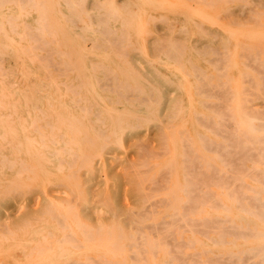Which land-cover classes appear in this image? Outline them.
<instances>
[{
  "label": "rangeland",
  "instance_id": "374dc122",
  "mask_svg": "<svg viewBox=\"0 0 264 264\" xmlns=\"http://www.w3.org/2000/svg\"><path fill=\"white\" fill-rule=\"evenodd\" d=\"M102 1H104V3ZM150 1L151 0H139V1L115 0L116 3L115 2L111 3V2H105V0H101V2L96 0H69V2H54L55 10L53 11V13L47 7V3L49 2H39V3L35 2L36 4L34 5L33 2L15 3L9 1V2H4L3 4L2 2H0L1 3L0 24L1 25L3 24L2 26H6L8 28V32L7 30L6 32L2 30L0 31L1 39H4L8 44V47L0 45V53H1L0 68L2 70V71L0 70V121L2 122L14 121L23 124L20 126H16L15 129L34 131L38 134H41V131L42 133H50L51 131L50 134L51 135L53 134L51 136L52 140H56V138L57 140H61V142L53 143L51 146L54 148L65 149L59 160L61 167H63L65 169V172H67L68 174L74 172L75 175L79 176V177L75 176L74 173H72L71 175H67L66 177H46V178L42 177L36 180H31L29 183L21 180L18 181L17 184L12 188H7L6 186V183L7 184L9 183L11 176H7L4 179L0 180V263L1 264H41V263L42 264H67V263L73 264V262L74 264L77 263L80 264L81 262H83L84 264L85 263L84 261H86L87 264H92V263L112 264V262H114L115 260L116 263L114 264H117L118 262H119L118 264H134V263L142 264V261L140 259H142L144 263L145 258L146 260L148 258L149 262L152 259L154 262L157 260L159 262L164 260L166 262L165 264H169L172 262L174 264H177L179 262V259L178 260L175 259L176 257L174 258L175 255L173 256V254L178 247L179 248L175 252L176 256L178 255L177 258L180 255V253H177L178 250L180 249V252H182L183 249L182 253L185 254V258L188 257L186 261L187 264L188 262L189 263L192 262L191 264H197V263H193L194 261L193 259H197V262L199 264H203L207 261L206 258H208V256L214 257L215 254L216 255L215 258H216L218 254H221V252L223 253L226 251V248L231 245L230 243L232 241H235L237 239L235 241L237 242L240 239H242L241 237L237 238L233 236V234H230L233 233L232 228H230L229 230L230 233H228V229L231 226L230 224L232 225L235 224L234 221L231 220V218H230L231 222L229 221L228 218H226L228 216H221L222 219H227L228 221H226L225 223L222 222V224L219 222L220 224L217 227L214 226L215 222H213V228H210L212 227V225L207 224L209 229L207 226H204L203 224V227L207 228V232L211 231L208 232L209 235L207 234L210 239L207 238L208 236L206 235V233L205 234L203 233L204 235H201L202 233L199 232L202 229L204 230V232L206 231V228L204 229L203 227H200L202 226V224H199L200 226L198 227V229L201 228V230H199L198 232H193L194 230H196L194 228L195 226L190 227L191 229L194 228L193 231H188V230L184 231L185 225L188 222L183 221V219H180L181 217L178 218L179 220L177 219L178 222L177 220L176 222H173L175 220V217L177 216H175L173 214V210L170 209L171 208L169 204V202H171L170 191H173L174 188L173 186L177 181L180 180L182 181L186 177L184 176L185 174L183 173L184 171L183 169H179L177 166H174L172 168H167L166 164L172 161L178 162L181 160V157L179 156V154H177V150L180 149L183 145V142L181 141L186 136L187 132H188L187 138H191L194 135V126L191 125L193 124L191 120H190L191 123L190 125H187L185 127L183 126V129L180 130L179 122L181 118L180 115H178L180 105L189 104V102L192 103L191 102L192 99L193 101L199 100L201 103L206 102L207 104L206 103L205 104L207 106L205 104L202 105L200 102H198L197 103L198 108H201L204 113L214 114L215 112L217 114L220 112L219 115H221L220 117L223 118L225 116H223V113L221 111H223L224 105L227 104V101H225L224 98L227 100L228 97L227 93L232 89L233 92H235V98L233 100V98L230 97L232 95H230L228 97L229 98L228 103L230 102L235 103V101L237 100L238 101L242 100L244 102L248 99H249L248 101H252L251 99H253L252 102H247V103L244 102V104L253 110L264 109V94H263L264 88L262 89V87H264L263 85L264 80L261 81V79L264 78V72H256L258 69L263 68L264 66H262L260 62L261 65H259V68L258 67H257L258 69L254 68L256 71L252 67L254 65H258L259 61L264 60V41H263L264 40L263 37L264 36V0H228V1L212 0L214 2H212L211 0H205L206 2H204L203 0H182V2L180 0L179 2L178 0H176V2L175 0L172 1L153 0L151 1V3ZM210 1L216 4L212 6L211 5L208 6V3L211 4ZM40 3H44V4H40ZM109 3L112 4L113 6L110 5ZM23 4L24 7L22 6ZM31 4L32 6H30ZM185 4L188 9L185 7ZM83 5L84 8H82ZM171 5H175L176 7L177 6L178 7L177 8L175 6L172 7ZM37 6L38 9L36 10ZM102 6L104 7V9ZM190 6L192 7L189 8ZM113 7L114 9L111 10ZM43 8L44 10L47 9V11L46 10L44 11ZM81 8L83 10H81ZM182 8L184 11L182 10ZM185 9L187 10L185 11ZM114 10L116 14L113 15ZM40 12L41 13L43 12L45 15L42 13L40 16L39 15ZM108 12H113V13L110 14ZM85 13L88 14L89 18ZM117 13H119L120 16H118ZM105 15L107 16L109 15V16L107 17ZM11 16L13 19H11ZM42 16H44V18H42ZM45 16H47V18H45ZM79 16L82 17V19ZM161 17H163V19L166 18L167 21L165 20L161 21L160 20ZM44 19H46V21L49 20V22L46 23L45 21H42ZM40 20L42 21V25L44 24L46 25L45 28L43 29H40L41 26L39 27ZM80 22H84V23H82L81 25ZM140 23L142 25H140ZM90 25L92 26V28ZM49 27L51 29H49ZM86 27H89V30ZM36 28L37 29L39 28L38 29L39 31ZM109 29H111V31L113 32L111 33ZM14 30L16 33L14 32ZM107 30L109 32H107ZM68 31L71 33L68 34L69 33ZM105 31L109 33L108 35L109 37H106L107 33L105 34L104 33ZM114 31L116 32L114 33ZM51 32L54 33L51 35L47 34V33L50 34ZM122 32L123 35L121 34ZM30 33H32L33 35ZM241 33L244 34L246 37H244V35H242ZM40 35L42 36V38H40L41 37ZM121 35L126 37L123 39L124 42H121L122 40ZM20 37H22V39H20ZM129 37L131 38L128 40ZM43 39L46 40L48 44L45 43ZM253 39L255 41H253ZM36 40L40 44V46L43 47L44 49L43 51L40 50L41 48H38L39 45L38 43H35ZM107 41L109 43H113V41H115V43H113L114 45H112V44H108ZM43 42L45 43L46 46L44 45ZM119 42H121L120 46L123 43L121 48L118 45ZM176 43L178 45H176ZM70 44H72L71 47ZM179 45L180 47H177ZM82 47H87V50L89 51L88 53H92V55L91 56L86 55L83 51H81L82 49L80 48ZM245 48L248 49L243 50ZM120 49L121 51H126L127 49L126 53L123 52L125 56L121 55L122 52L119 51ZM212 49L215 50L213 51ZM256 49L258 50L259 54L261 53L260 56H256L258 54ZM59 51H61V53L62 51H64L66 54H68L67 57L71 55H73L74 58L78 57L76 61L79 64H81L83 62L82 60H84L89 67L88 72L86 74L87 78H81L76 68L73 69L72 71L73 67L66 66L64 64V61L66 60L67 57L65 54L61 55ZM218 51L220 53L222 52L224 56L229 55L228 58L223 57L222 60V54H220ZM48 52L50 54L52 53L51 54L52 57H48V55H50ZM168 52L171 53L170 56ZM216 53L219 54L217 55ZM247 53L249 54L251 53L250 54L251 56H253L252 55L253 53L254 54L253 58L252 57L250 58V56H248ZM256 57L260 58V59L258 58L259 59V61H257L258 64L255 63L256 62L255 59H257ZM35 58H37L38 61ZM215 58L217 59L219 58L221 63H217V60ZM44 59L46 61H44ZM226 59L227 60L229 59L228 64L230 66L227 63H226L227 65L225 64V62L227 61ZM248 61L249 63L252 62L253 65L248 64ZM216 63L217 65H215ZM246 63L248 67H246ZM179 65L181 67H179ZM263 65H264V61H263ZM218 66L224 67V71L222 70V68L220 69V67ZM197 67H199L200 69ZM94 69H96V72H94L95 71ZM197 72L199 76H195ZM219 72L222 74L223 77L220 75ZM179 73L180 75H182L184 82L180 86L178 80ZM241 73H243V76L245 75V80L246 78L249 79V80L247 79L248 81L245 82L246 84L245 83L243 84L242 82L245 80L244 77L241 76L242 75ZM63 74L65 75L63 76ZM246 74L248 75V77ZM211 75L214 77V78L212 77L213 79L210 78ZM216 75L219 77H217ZM226 76L229 77L227 78ZM260 76H262L261 79ZM196 77L199 78L197 79ZM207 78H210V81L207 84H210L211 89L215 88L212 83H214L216 86H219L220 84L217 85V83H221V81L222 83L220 86L223 88V83H224L225 86L224 90L221 87H216V90H218L219 88L218 91L223 92L226 90L227 86L228 88H231L229 89V91H227L228 89L226 90L227 93L221 92L222 94L225 95L227 94L226 97L223 95L224 97L222 96L223 97L222 100L220 99L218 100V98H221L222 95L221 93L217 92V94H215V95H219V97H217L215 95H212L216 92H212L209 89L208 91H211V93L209 92L208 94V92H205L207 86L204 89L203 85H206L207 80H209ZM217 78H218V82H217ZM221 78L222 80L220 81L219 79ZM230 78L233 79V81ZM250 78L254 81L253 82L254 85H256L255 83H258V85H256L257 87L256 86L254 87V85H252L251 83L252 81L250 82L251 80ZM226 80H230L228 81L229 83H227ZM127 81H129V83ZM249 82L251 83L250 88H249ZM191 83H193L194 85L192 86ZM225 83H227V86ZM128 84L131 85L130 89ZM196 84L199 87L200 84L202 85L201 88L203 87L202 89L203 92L199 91L200 88L198 89V86H196ZM69 86L72 87L70 88ZM182 86H184L185 89L184 87L181 88ZM138 87L140 88V90ZM243 87H246L247 90H249L248 92L245 90L244 91V93L246 92L245 94H241L243 93ZM252 87L257 88V90ZM115 88L116 90L114 91ZM220 88L222 90H220ZM74 90H76L78 94L75 95ZM250 90H252L251 92L255 90V93L257 91V93L259 92V94L252 95L254 93H251L252 96L247 95L250 92ZM213 91L215 90L213 89ZM72 92L74 93V95ZM196 92L198 93V95ZM231 92L232 91H230L229 93L231 94ZM186 93L188 95H186ZM199 95L202 97H200ZM244 95L245 98L243 97ZM257 95L260 97L262 95L263 97L256 98L258 97ZM248 96L251 97V99L250 98L246 99V97ZM59 97H61V99ZM126 97L128 98V100ZM147 98H149V100ZM203 100H205V102ZM223 100L224 103L221 102ZM212 101L214 102V104L212 103ZM215 102L219 104L218 106L220 107V109L222 108L221 111L219 108L215 107L216 105ZM233 103H231L230 105H232ZM208 104L211 106V108H209L210 106ZM212 104L214 105L213 108H212L213 106ZM252 105L253 107H251ZM131 106H134L138 110L139 115L133 118H129V120L128 119L122 120L121 122H125L124 126L121 127L115 126L117 124V117L119 116V114L124 112L125 108H129V107L131 108ZM84 108L87 111L89 110L88 111L89 113H87V111L85 112ZM119 110L120 111L123 110V111L120 112ZM34 116L38 117L37 119L39 118L40 119L37 120ZM198 119L202 120V118L200 117L197 118L195 121L197 122ZM79 120L81 121V124L79 123L80 122ZM201 120L198 121H200L204 126L203 125L200 126L199 123L198 122L197 123L201 127V130L204 132L205 134L204 136H210L214 138L217 137L223 139L222 137L225 136L223 134L227 132L225 128L224 131L222 130L223 126H221L220 128L218 127L219 130L223 131L221 133L223 136H221V134L217 132L218 129L213 130V132H211L212 130H210V128L212 129L214 128L213 124L207 123L209 121L206 120V123L208 125L209 124L213 125L212 127L210 126L208 127L207 124L204 122L205 120L204 121L202 120L203 122ZM224 120L225 123L228 122L226 118ZM36 127H38V130L36 129ZM169 127L171 129H169ZM205 127H207V129ZM12 128L8 127L9 130ZM172 128L175 131V133H173L174 131L172 130ZM185 129L186 131H183L184 132L183 133L182 130ZM227 129L229 128L227 127ZM0 130H4V128L3 129L0 128ZM117 131H120V133H117ZM214 131H216L217 134L219 135L216 136V133H214ZM99 134L100 136H98ZM71 138H73V140ZM115 139H117V141ZM64 141L66 143H68L69 141L70 142L67 145L66 143H64ZM163 141L165 143H163ZM93 146L96 147L97 149L96 152L92 154V157L93 156L94 157L93 158L88 157L87 155L89 149ZM103 146L105 149L103 148ZM185 146L186 144H184V149L186 148ZM206 146L207 148L210 147L208 149H210L212 153L216 152L215 151L217 149L216 145H214V147L216 146L215 148L213 147L215 149L214 151L212 150L211 145L209 146L206 145ZM166 150L170 152H167ZM217 151H219V148L217 149ZM70 153L75 154L76 156L79 157H75V155L72 156ZM159 156L161 157L158 158ZM73 157L76 158L75 161L76 163L71 164V162H74ZM87 157L89 159H87ZM185 157H187V155ZM64 159L67 163L64 161ZM82 159L91 160V163L90 164L88 163L87 165L86 164L87 160H83L85 161L84 163L82 162ZM62 161L64 162L62 163ZM193 161L194 160H192L191 162L187 161L188 163H191L188 165L186 164L187 166L191 165L188 167L190 168L189 172L195 171V169L192 167L194 163ZM227 161L228 160H224V163L228 165L227 168L228 170L229 169L230 170L227 171L225 167L226 165H224V169L222 172H227V174L224 173L226 176L222 173L219 174L221 176L220 178H222V180L220 181H223L224 179V184H222V186L220 184L219 186H216V184L211 185L214 184V182L217 183L216 180L218 179L215 178L218 177V174H216L217 177L216 176L212 177L214 178V181L212 180L213 182L210 181L211 178L209 179V181H206L207 179L206 180L204 179L205 180L204 181L203 178H207V177H203L201 175L200 176L203 178L201 179L200 176H198L199 179L203 180L205 183L211 182L210 185L208 184L209 186L207 184L206 185L207 187H210L212 190H218L220 189V187H222L221 189L225 191L227 189L226 185L228 183L234 182L233 180L235 179L240 180L239 182H236L235 185L234 183L232 184L236 186V184L238 183L245 182L246 184L244 183V186L245 185L248 186V187L245 186L246 188L244 187L245 190L243 189V186L240 187L241 189H239L238 185H237L238 188L236 190L241 191L243 189V193L241 191L240 194L241 195L245 194V196L247 195V197H249V195L252 193L250 189V187H252V184L263 182L261 177H259L257 173L255 174L253 173V171L255 172L256 169L258 170L259 168L263 167V165L256 167L255 170L252 167L253 174H251V171L247 172L248 170H245L246 168L240 167L242 166V163H240L239 164L240 166H238L235 165L237 161L235 162L234 160H231L234 161V163L230 161L231 166H229V162ZM81 162L85 164V165L83 164L85 167L81 165L83 168L80 169L79 165L81 164ZM187 162L185 159H183V163H187ZM19 164H17L18 171L20 169H23V167H20ZM197 164L195 165L194 163V167L197 166ZM232 165L234 166L233 168L235 170L238 169V172L232 168ZM243 165H245V163ZM163 167L166 168L167 170L164 169ZM162 168L164 169L165 172L166 171L169 172V173H164L165 178L164 176L163 178H161ZM188 168L185 167V170L187 172H188ZM198 168L196 167V172L194 173L197 174V171H199ZM201 168L202 166H200V170ZM239 169L241 173L239 172ZM232 170L236 172V176H234L235 174H233L234 171ZM104 171L106 173V176L104 174ZM245 171L246 173H249L247 175L250 176H245L246 175L244 174ZM168 174H170V178H168L166 181V177H168ZM232 174L233 177H235V179L233 180H232L233 177L232 178L230 177ZM241 174L242 176H244L243 179L242 177H240ZM73 175L75 176V178L72 177ZM188 175L187 177H189L191 174L189 176ZM194 175L195 174L192 173L193 177H195ZM223 175L225 176V178L227 177L226 179L230 177L229 181L232 180V182L226 181L225 178L222 177ZM69 176L71 177L68 178ZM192 176H190L191 179L198 178V177L193 178ZM172 177H175L174 180L172 179ZM253 177L254 178L256 177L255 180ZM105 178L107 180H105ZM258 180L260 182H258ZM160 181L164 185H161L162 183ZM203 181L199 183L200 185L203 184L202 186H204ZM225 182L228 183L226 184ZM241 185L243 184L241 183ZM197 186L199 187L198 183ZM156 188H160V189L157 190ZM231 190L229 189L227 190V192ZM54 191L58 193H55ZM64 191L68 196L63 194ZM233 191H235V189ZM239 191L235 193L233 192L235 198H237L235 194L236 195L239 194ZM229 194L231 195L232 193L229 192ZM165 196L167 197L165 198L166 200L161 201L162 199H164ZM36 197H39L40 199L38 198L36 199ZM207 198L210 197H206L205 198L206 201ZM99 200L101 202L103 201L104 203L103 202L101 203ZM155 202L158 203L157 208L155 207L156 209L155 211L157 212V214L155 215L154 214L155 211H154L152 217L148 218L149 214L151 215L153 211L151 210V208L154 207ZM160 202L162 203L164 202L162 204L163 207L158 206L160 205ZM151 203L153 207L151 206ZM215 203L216 204L211 203L214 204V206L209 203L208 205L214 208H216V205H218L217 208L220 209L222 206V202H220V204H218V202ZM69 204L70 206L71 205L75 206V207L73 206L72 209L73 208L77 209L76 211L77 214H79L80 219L84 218L87 221L88 225L91 226L89 227L94 228V230H88V231L92 232V235L94 233V236L91 235L92 237H95L96 235L95 239H92V237L90 239V237H88V234H87V238L86 239L84 238L86 236L84 233L86 232H83L82 229L79 228L80 227L85 228V230H87V228L81 226L77 222V219H74L76 217L73 215L71 216L69 214L68 212L70 209ZM239 204L240 203H237V205ZM240 206H238L235 211L237 212L241 211L242 209L240 208ZM146 207L148 211H150L151 213H149L148 211L145 213L144 210ZM50 209H52L51 211H53L54 214L55 213L57 214L54 215L56 217L59 216L58 214H63V219L61 220H65L64 222L66 226H69V228L67 227L66 229L64 227L63 229L61 225L58 224L59 222L57 223V221L59 220H56V218L52 217L53 213L52 212L50 213ZM100 209L103 211V213L100 212L101 211ZM137 213H139L140 215H137ZM141 214H143V216ZM145 214L147 215V217L145 216ZM171 214L174 215V218L172 217L170 218ZM66 215L67 217H64ZM144 216L147 220L143 218ZM163 217L165 219L164 221L167 220L166 222L168 221L170 222V220L173 219L171 220L172 221L171 223H176L178 227L179 225L183 227L184 224L183 227L184 229L181 226L179 227L180 229L178 227L175 228L176 226L173 227L174 229H176L175 234L173 233L171 234L172 236L174 235V238L168 236L170 237L169 239L174 240L176 235L177 242L174 240V244L177 243L179 244V246L177 245L178 247L175 249H173L171 245L167 243V240L169 241L168 238L167 240L166 238L162 239L163 240L162 243H164L163 245L161 243L160 238L164 237L161 235V233L162 234L163 232L165 233L166 232L165 230L168 228V227L162 228L161 226L164 223V221H162ZM59 218H62V216L60 215ZM141 219H143L144 223H142L140 226V223L142 222L140 221ZM222 219L219 218V220L221 221ZM161 221L163 223L159 225ZM149 223L150 225H148ZM217 223L218 222H216V225ZM65 224L63 223V226ZM100 224H104L107 226L112 224L113 225L116 224L120 226L122 225L129 230V237L126 240V246H125L126 261H124L123 263L120 262V260L118 261V259L116 258L106 256L103 253L99 252L98 248L95 246V243L97 241H100V238L98 237L99 234L96 233V231H98L97 226H99ZM144 224L148 227L149 226L152 227L153 225V227L147 228L145 226L144 228H142ZM195 224L197 227L198 223ZM189 225L190 223L187 224L188 227ZM192 225H194V223H192ZM227 225L229 226L227 227L228 229L225 228V226ZM156 226H159V228L161 227L162 229L157 230ZM218 227L221 229V231H223V228L227 230L226 232L230 236L226 234L227 235L226 240H224L225 237L224 238L221 237L220 235L221 232L219 231ZM6 228H8L9 230ZM140 228H142L141 231L143 232H140ZM178 230L179 232H183V239H184L183 241L188 242V243L185 242L183 243L184 245L186 244L185 248H182L183 244H180L183 241L181 240L182 237L178 236L177 233ZM70 231L72 232V234L70 233ZM155 232L158 233V235H156ZM191 232L197 234L199 237L204 239L203 243L202 244L198 243L199 244L198 245L197 243L193 242L194 245L191 244L192 242L189 241L188 237H184V235L191 234ZM52 233L53 235H51ZM138 233L140 234L139 236ZM142 233L144 235L146 234L147 236L143 237ZM70 234L71 235L74 234V236L76 237L70 236ZM222 234L225 235L224 232H222ZM166 235L165 237H167ZM148 237L149 238L151 237L150 238L151 240H156V238H159L158 239L159 241L156 243H160L163 246V247L161 245L158 246L159 248H161V251L159 248L157 249V247L151 249L148 243L144 244V240L145 242H147L146 239ZM251 237L253 236L251 235ZM44 238H47L46 241L44 240ZM63 238L69 240L68 242H70L71 245H69V243L67 244V241H64ZM76 238L79 240H77ZM60 239H63V241H61ZM214 240H216L217 242L215 243ZM133 241L135 242L136 245L135 244L133 245L134 243ZM141 241L142 243L140 244H143L142 245L143 247L137 244V242L139 243ZM165 241L167 244L165 243ZM226 241L229 243H227ZM39 242H42L43 244H40L39 246L36 245L39 244ZM79 242L82 244H79ZM75 243L76 245L79 244L80 246L83 245L84 247L81 246L79 248L76 246L77 247L76 249L73 247ZM189 243L190 245L193 246H190ZM86 244L87 247H85ZM174 244L172 246H175ZM137 245L141 248H139ZM169 246L171 247L170 249ZM211 246H213V248ZM129 248L131 250H129ZM144 248H146L147 251ZM164 248L167 249V250L165 249L167 251V254H165ZM8 249L9 251H7ZM39 249H43L42 251L44 250L45 251L43 253L39 252L40 254H38ZM140 249H142L143 251L145 250L146 252L143 253V251ZM187 249L188 251H186ZM200 249L202 251L206 250V252L208 253L206 254L204 253L202 255L201 254L202 251ZM208 249L210 251H207ZM68 250L73 251L74 253L72 255H69L67 254ZM153 250L159 251L157 254L155 253L156 256ZM30 251H33V254L30 255V253H32ZM132 251L135 252V255ZM150 251L153 252V254ZM171 253H172L171 257L173 258V260L171 258L169 259L170 257L169 255ZM193 253L198 254V256L192 255ZM142 254L146 255L145 257H143L144 259L141 258ZM136 255L140 257L139 259L140 262L139 260H137V258H135V260L133 259L132 256L137 257ZM86 256L87 257L91 256L90 258H94L91 259L94 260V262L91 260H90L91 262H89L90 258L87 260ZM189 256L191 257L189 258ZM199 256L201 260L196 258ZM97 257L98 258L101 257L102 258L101 261L99 260L95 261ZM105 257L110 261V263L105 259ZM247 258L249 257H245L244 259L247 260ZM249 259H252L250 260L251 262L255 261L254 264L257 261L260 263L259 257L250 256ZM76 260L77 261L80 260L81 262L79 261L75 263ZM102 260L106 262L103 263ZM170 260L171 262H169ZM201 261L203 263H200ZM247 261L251 263L249 260ZM211 262H214L212 264H215V261H211ZM207 263L209 264V261H207Z\"/></svg>",
  "mask_w": 264,
  "mask_h": 264
},
{
  "label": "bare ground",
  "instance_id": "6f19581e",
  "mask_svg": "<svg viewBox=\"0 0 264 264\" xmlns=\"http://www.w3.org/2000/svg\"><path fill=\"white\" fill-rule=\"evenodd\" d=\"M9 1H12V2H21V3H24V2H33V5L34 4H36L35 2H37V3H39V2H49V3H47V7H48V9H50V11L53 13V11L55 10V8H54V2H69V0H0V2H2V4L4 3V2H9ZM96 1H100L101 2V0H96ZM139 1V0H138ZM151 1H153V0H151ZM151 1H150V3H151ZM163 1V0H162ZM170 1V0H169ZM172 1V0H171ZM181 2H182V0H180ZM204 2H206L205 0H203ZM212 1V0H211ZM210 1V2H211ZM218 1H220V0H218ZM226 1H228V0H226ZM103 3H104V1H102ZM105 2H111V3H113V2H115V0H105ZM174 2V1H173ZM175 2H176V0H175ZM178 2H179V0H178ZM189 2V1H188ZM200 2H202V1H200ZM212 2H214V1H212ZM211 2V4L210 3H208V6L209 5H214V4H216V3H212ZM116 3V2H115ZM114 3V4H115ZM147 3V2H146ZM154 3V2H153ZM157 3V2H156ZM161 3H163V2H161ZM1 4V3H0ZM6 4V3H5ZM40 4H44V3H40ZM110 4V3H109ZM148 4V3H147ZM76 5V4H75ZM86 5V4H85ZM105 5H107V4H105ZM110 5H112V4H110ZM176 5H177V3H176ZM188 5H190V4H188ZM5 6V5H4ZM23 7H24V4L22 5ZM29 6V5H28ZM30 6H32V4L30 5ZM36 6V5H35ZM34 6V7H35ZM67 6H68V4H67ZM78 6V5H77ZM80 6V5H79ZM87 6V5H86ZM104 6V5H103ZM102 6V7H103ZM113 6V5H112ZM146 6V5H145ZM148 6V5H147ZM168 6V5H167ZM172 7L173 6H175V5H171ZM210 6V7H211ZM20 7V6H19ZM81 7V6H80ZM79 7V8H80ZM176 7V6H175ZM178 7V6H177ZM176 7V8H177ZM185 7H186V4H185ZM192 6H190L189 8H191ZM214 7V6H213ZM3 8V7H2ZM41 8V7H40ZM82 8H84V5H83V7ZM81 8V10H83ZM187 8V7H186ZM38 9V6H37V8H36V10ZM42 9V8H41ZM52 9V10H51ZM102 9V8H101ZM103 9H104V7H103ZM107 9H109V8H107ZM111 9V8H110ZM114 9V7L111 9V10H113ZM174 9V8H173ZM188 9V8H187ZM187 9H185V11L187 10ZM43 10H44V8H43ZM46 11H47V9H45ZM44 10V11H45ZM106 10V9H105ZM110 10V11H111ZM117 10V9H116ZM182 10H183V8H182ZM72 11V10H71ZM184 11V10H183ZM188 11H190V10H188ZM192 11V10H191ZM43 13V12H42ZM41 12H40V16H41V14H42ZM46 13V12H45ZM107 13V12H106ZM108 13H113V12H108ZM131 13V12H130ZM136 13V12H135ZM192 13V12H191ZM21 14V13H20ZM44 14V13H43ZM48 14V13H47ZM73 14V13H72ZM86 15H87V17L89 18V16H88V14L87 13H85ZM114 14H116L115 13V10H114V13H113V15ZM198 14V13H197ZM203 14V13H202ZM45 15V14H44ZM81 15V14H80ZM85 15V16H86ZM117 15L118 16H120L119 15V13H117ZM177 15V14H176ZM196 15V14H195ZM20 16V15H19ZM82 16V15H81ZM105 16H107V15H105ZM109 16V15H108ZM107 16V17H108ZM141 16V15H140ZM161 16V15H160ZM80 17V16H79ZM20 18V17H19ZM42 18H44V16H42ZM45 18H47V16H45ZM81 19H82V17H80ZM84 18V17H83ZM101 18H102V15H101ZM11 19H13L12 18V16H11ZM186 19H189V18H186ZM15 20V19H14ZM141 20V19H140ZM161 21L163 20H165V21H167V19L165 18V19H163V17H161V19H160ZM203 20V19H202ZM10 21V20H9ZM8 21V22H9ZM42 21H45L46 23L47 22H49V20H47L46 21V19H44V20H42ZM42 21L40 20V24H39V27L41 26V28L40 29H43V28H45V24L44 25H42ZM44 22V23H45ZM91 22V21H90ZM102 22V21H101ZM105 22V21H104ZM103 22V23H104ZM110 22V21H109ZM108 22V23H109ZM81 23V25H82V23H84V22H80ZM107 23V22H106ZM105 23V24H106ZM142 23H143V21H142ZM152 23V22H151ZM191 23V22H190ZM196 23V22H195ZM10 24H11V22H10ZM3 25V24H2ZM1 24H0V31L2 30V31H4V32H6V30H7V32H8V28L6 27V26H2ZM13 25V24H12ZM48 25V24H47ZM79 25V24H78ZM86 25V24H85ZM140 25H142L141 23H140ZM139 25V26H140ZM192 25V24H191ZM11 26V25H10ZM23 26V25H22ZM42 26H44V27H42ZM49 26V25H48ZM54 26V25H53ZM91 26V25H90ZM107 26V25H106ZM78 27V26H77ZM84 27V26H83ZM141 27V26H140ZM143 27H144V25H143ZM147 27V26H146ZM200 27V26H199ZM54 28V27H53ZM57 28V27H56ZM86 28H88V30H89V27H86ZM91 28H92V26H91ZM17 29V28H16ZM32 29V28H31ZM37 29V28H36ZM39 29V28H38ZM37 29V30H38ZM49 29H51L50 27H49ZM103 29H105V28H103ZM142 29V28H141ZM140 29V30H141ZM26 30V29H25ZM110 31H111V29H109ZM139 30V29H138ZM185 30V29H184ZM27 31V30H26ZM39 31V30H38ZM44 31H46V30H44ZM55 31V30H54ZM14 32H15V30H14ZM69 32V31H68ZM107 32H109L108 30H107ZM106 31L104 32L105 34L107 33ZM113 31H111V33H112ZM116 31H114V33H115ZM124 32V31H123ZM123 32L121 33L122 35H123ZM139 32V31H138ZM180 32V31H179ZM16 33V32H15ZM54 33V32H53ZM52 32L49 34V33H47L48 35H51V34H53ZM71 32H69L68 34H70ZM140 33H141V31H140ZM18 34V33H17ZM28 34H29V32H28ZM30 34H32V33H30ZM47 34H46V36H47ZM151 34V33H150ZM242 34V33H241ZM33 35V34H32ZM38 35V34H37ZM42 35V34H41ZM40 35V36H41ZM62 35V34H61ZM109 35V33H107V35H106V37H109L108 36ZM121 35V42H124V38H126L125 36H122ZM138 35H140V34H138ZM212 35V34H211ZM240 35V34H239ZM242 35H244V34H242ZM55 36H56V34H55ZM259 36V35H258ZM39 37V36H38ZM139 37V36H138ZM197 37V36H196ZM244 37H246L245 35H244ZM264 37V36H263ZM40 38H42V36L40 37ZM39 38V39H40ZM67 38V37H66ZM131 37H129L128 38V40L130 39ZM20 39H22V37H20ZM35 39V38H34ZM84 39V38H83ZM116 39V38H115ZM171 39V38H170ZM255 39V38H254ZM253 39V41H255ZM263 39V38H262ZM42 40V39H41ZM44 40V39H43ZM109 40V39H108ZM218 40V39H217ZM31 41V40H30ZM55 41H56V39H55ZM264 41V40H263ZM26 42H27V40H26ZM44 42L45 43H47V41L46 40H44ZM43 42V43H44ZM121 42H119V46H120V43ZM174 42V41H173ZM35 43H38L37 42V40H36V42ZM45 43H44V45H45ZM107 43L108 44H112V45H114L113 43H115V41H113V43H109L108 41H107ZM131 43V42H130ZM48 44V43H47ZM53 44V43H52ZM69 44V43H68ZM116 44V45H117ZM123 44V43H122ZM122 44H121V46H122ZM171 44V43H170ZM173 44V43H172ZM230 44V43H229ZM243 44V43H242ZM0 45H2V46H6V47H8V44L6 43V41L4 40V39H1V37H0ZM38 45H39V47L38 48H41L40 50H44L43 49V47H41L40 46V44L38 43ZM37 45V46H38ZM50 45V44H49ZM48 45V46H49ZM60 45V44H59ZM129 45V44H128ZM133 45V44H132ZM176 45H178L177 43H176ZM226 45V44H225ZM46 46V45H45ZM72 46V44H70V47ZM100 46V45H99ZM98 46V47H99ZM110 46V45H109ZM121 46H120V48H121ZM158 46V45H157ZM212 46V45H211ZM210 46V47H211ZM228 46V45H227ZM60 47V46H59ZM94 47V46H93ZM177 47H180V45L179 46H177ZM10 48V47H9ZM36 48V47H35ZM53 48V47H52ZM96 48H97V45H96ZM165 48V47H164ZM173 48V47H172ZM186 48V47H185ZM213 48V47H212ZM237 48V47H236ZM249 48V47H248ZM247 48V49H248ZM74 49V48H73ZM80 49H82L81 51H83L86 55H88V56H91L92 55V53H88L89 51L87 50V47H82V48H80ZM107 49V48H106ZM246 48L245 49H243V50H247ZM25 50V49H24ZM29 50V49H28ZM32 50H33V48H32ZM61 50V49H60ZM72 50V49H71ZM213 51L215 50V49H212ZM257 50V49H256ZM4 51V50H3ZM75 51V50H74ZM74 51H72V52H74ZM120 52H122L121 53V55H123V56H125L124 54H123V52L124 53H126V51H127V49H126V51H121V49L119 50ZM144 51V50H143ZM20 52V51H19ZM56 52V51H55ZM60 52V54L61 55H63V54H65L66 55V57H67V55L68 54H66L64 51H62V53H61V51H59ZM58 52V53H59ZM219 52V51H218ZM250 52V51H249ZM257 52H258V50H257ZM260 52H261V49H260ZM27 53V52H26ZM32 53V52H31ZM49 53V52H48ZM47 53V54H48ZM145 53V52H144ZM169 53V52H168ZM167 53V54H168ZM220 53V52H219ZM218 53V54H219ZM225 53V52H224ZM1 54V53H0ZM19 54V53H18ZM50 54V53H49ZM52 54V53H51ZM50 54V55H51ZM170 54L171 53H169V56H170ZM217 54V53H216ZM217 54V55H218ZM220 54H222V60H223V57H225V58H228V56L229 55H227V56H224L223 55V53L221 52ZM226 54V53H225ZM248 54V56H250V58L252 57L253 58V56H254V54L252 53V55L253 56H251L249 53H247ZM257 54V53H256ZM255 54V55H256ZM258 54H259V52H258ZM256 55V56H260V54L259 55ZM23 55V54H22ZM35 55H37V54H35ZM50 55H48V57H52V55L50 56ZM127 55V54H126ZM173 55H174V53H173ZM176 55V54H175ZM215 55V54H214ZM245 55H246V53H245ZM30 56H31V54H30ZM42 56V55H41ZM40 56V57H41ZM181 56H182V54H181ZM221 56V55H220ZM58 57V56H57ZM240 57H241V54H240ZM42 58V57H41ZM78 58V57H77ZM77 58H74V56L73 55H71V56H68L67 58H66V60L64 61V64L66 65V66H68V67H73L72 68V71H73V69H75L76 68V70H77V72L79 73V76L81 77V78H87V72H88V65H87V63L84 61V60H82L83 62L81 63V64H79L77 61H76V59ZM219 58H221V57H219ZM219 58L217 59V58H215L216 60H217V63H221L220 62V60H219ZM249 58V57H248ZM257 59H255V63L256 64H258V65H254V66H252L253 67V69L255 68H259V65H261L262 64V66H264L263 65V61H259V57H256ZM259 58V59H258ZM1 59V58H0ZM35 59H37V58H35ZM43 59V58H42ZM178 59V58H177ZM176 59V60H177ZM245 59V58H244ZM40 60V59H39ZM218 60H219V62H218ZM227 60V59H226ZM37 61H38V59H37ZM44 61H46L45 59H44ZM127 61V60H126ZM182 61V60H181ZM228 61H229V59L225 62V64L227 63L228 64ZM257 61H259L258 63H257ZM41 62V61H40ZM40 62H38V63H40ZM178 62H179V60H178ZM232 62V61H231ZM260 62H261V64H260ZM49 63V62H48ZM167 63V62H166ZM209 63V62H208ZM217 63L215 64V65H217ZM44 64V63H43ZM222 64H223V61H222ZM226 64V65H227ZM244 64H245V62H244ZM248 64H252L253 65V63L252 62H250L249 63V61H248ZM24 65V64H23ZM54 65V64H53ZM178 65V64H177ZM229 65V64H228ZM49 66H50V64H49ZM51 66H52V64H51ZM75 66V67H74ZM172 66V65H171ZM170 66V67H171ZM225 66V65H224ZM230 66V65H229ZM179 67H181L180 65H179ZM191 67H193V66H191ZM218 67H220V66H218ZM227 67V66H226ZM246 67H248L247 66V63H246ZM251 67V66H250ZM55 68H57V67H55ZM183 68V67H182ZM197 68H199V67H197ZM222 68V70L224 71V67H220V69ZM228 68V67H227ZM257 68V69H258ZM264 68V67H263ZM263 68H260V69H258L256 72H264L263 70ZM3 69V68H2ZM11 69H13V68H11ZM200 69V68H199ZM219 69V68H218ZM217 69V70H218ZM238 69V68H237ZM236 69V70H237ZM0 70H1V68H0ZM52 70V69H51ZM63 70H65V69H63ZM70 70V69H69ZM95 71L94 72H96V69H94ZM184 70V69H183ZM259 70H261V71H259ZM2 71V70H1ZM58 71V70H57ZM71 71V70H70ZM202 71V70H201ZM220 71V70H219ZM223 71H221V72H223ZM226 72H227V70H226ZM220 73V72H219ZM3 74H5V73H3ZM195 74V73H194ZM197 74H198V72H197ZM195 75V76H199V74L198 75ZM242 75V77H244V80H245V75L243 76V73H241ZM248 74V73H247ZM246 74V75H247ZM7 75V74H6ZM65 74H63V76H64ZM91 75V74H90ZM219 75V74H218ZM220 75L222 76V74L220 73ZM219 75V76H220ZM225 75H226V73H225ZM225 75H224V77H225ZM249 75V74H248ZM248 75H247V77H248ZM217 76V75H216ZM219 76H217V77H219ZM220 76V77H221ZM259 76V75H258ZM213 76L211 75L210 76V78H212ZM223 77V76H222ZM227 77V76H226ZM229 77V76H228ZM227 77V78H228ZM241 77V78H242ZM48 78V77H47ZM61 78V77H60ZM105 78V77H104ZM110 78V77H109ZM184 78H186V77H184ZM197 78V77H196ZM199 78V77H198ZM197 78V79H198ZM210 78H207V79H209V80H207V82H206V85H203L204 86V89H205V87L207 86V88L205 89V92H208V94H209V92L211 93V91L212 92H216V93H214V94H212V95H215V94H217V92H219L218 90H219V88H218V90H216V87H221L220 85H221V83H222V78L221 79H219L220 81H221V83H217V85L218 84H220L219 86H216L214 83H212L213 85H214V87L215 88H213L215 91H213V89H211L210 87V84H207L209 81H210ZM214 78V77H213ZM212 78V79H213ZM255 78V77H254ZM262 78V76H260V79ZM201 79V78H200ZM212 79H211V81H212ZM231 79V78H230ZM248 78H246V80L245 81H242L243 82V84L245 83V82H247L248 80H247ZM251 79V78H250ZM111 80V79H110ZM178 80H179V86L180 85H182L184 82H183V78H182V75H180V73H179V76H178ZM188 80H189V78H188ZM232 81H233V79H231ZM262 80H264V78H262L261 79V81ZM57 81V80H56ZM66 81V80H65ZM106 81V80H105ZM194 81H195V79H194ZM228 81H230V80H226V82L227 83H229ZM241 81V80H240ZM252 81V82H251ZM52 82V81H51ZM104 82V81H103ZM117 82H119V81H117ZM128 83H129V81H127ZM197 82V81H196ZM200 82V81H199ZM198 82V83H199ZM217 82H218V78H217ZM250 82L252 83V85H254L253 84V80L251 79L250 80ZM249 82V88H250V83ZM83 83H84V81H83ZM189 83V82H188ZM197 83V84H198ZM201 83V82H200ZM211 83V82H210ZM227 83H225L226 84V86H227ZM86 84V83H85ZM106 84V83H105ZM196 84V86H198ZM246 84V83H245ZM256 85H258V83H255ZM56 85V84H55ZM126 85V84H125ZM170 85H172V84H170ZM189 85V84H188ZM191 85L193 86L194 84L193 83H191ZM209 85V86H208ZM212 85V86H213ZM256 85H254V87L256 86ZM261 85V84H260ZM263 85H264V82H263ZM119 86V85H118ZM128 86H129V89H130V84H128ZM190 86V85H189ZM201 84H200V87L198 86V89H199V91H202V89H203V87L201 88ZM70 88L72 87V86H69ZM78 87H79V85H78ZM101 87V86H100ZM106 87V86H105ZM184 86H182L181 88H183ZM209 87V88H208ZM224 83H223V90H224ZM230 87V86H229ZM254 87H252V88H254ZM257 87V86H256ZM262 87V86H261ZM139 88V87H138ZM192 88V87H191ZM220 88V90H222ZM245 88V89H244ZM264 87H262V89H263ZM109 89V88H108ZM132 89V88H131ZM159 89V88H158ZM184 89H185V87H184ZM183 89V90H184ZM196 89V88H195ZM208 89L209 90H211V91H208ZM228 89V90H227ZM229 89H231V88H228V86H227V88H226V90L227 91H229ZM254 89H256L257 90V88H254ZM55 90H56V88H55ZM68 90H69V88H68ZM67 90V91H68ZM73 90V89H72ZM71 90V91H72ZM113 90V89H112ZM116 90V88L114 89V91ZM139 90H140V88H139ZM189 90H190V88H189ZM192 90V89H191ZM223 91V92H226L227 93V91ZM249 91V90H247V88L246 87H243V93H241V94H245L244 93V91ZM260 90V89H259ZM264 90V89H263ZM262 90V91H263ZM127 91V90H126ZM133 91V90H132ZM186 91H188V90H186ZM198 91V90H197ZM230 91H232L233 92V90L231 89ZM229 91V92H230ZM252 90H250V94L248 93L247 95H250V96H252V95H255V94H259V92L257 93V91H256V93H255V90L253 91V92H251ZM80 92V91H79ZM139 92H141V91H139ZM138 92V93H139ZM145 92V91H144ZM185 92V91H184ZM203 92V91H202ZM222 91H220L219 93H221ZM222 92V93H223ZM227 93L228 94V97L230 96V95H232V96H230V97H232L233 98V100H234V98H235V92H231V94L230 93ZM73 93V92H72ZM74 93H75V95L76 94H78L77 92H76V90H74ZM74 93H73V95H74ZM137 93V92H136ZM188 93V92H187ZM186 93V95H188ZM191 93V92H190ZM193 93V92H192ZM197 93V92H196ZM218 93V94H219ZM221 93V94H222ZM251 93H254V94H252L251 95ZM226 94V95H227ZM240 94V93H239ZM263 94H264V92H263ZM152 95V94H151ZM197 95H198V93H197ZM226 97V95L225 94H222L221 95V98H218V100L220 99V100H222V98L224 97V96ZM4 96V95H3ZM200 96V95H199ZM215 96H217V97H219V95H215ZM223 96V97H222ZM258 96V95H257ZM125 97V96H124ZM123 97V98H124ZM200 97H202V96H200ZM227 97V100L224 98V100L225 101H227V104L226 105H224L223 103H224V100L223 101H221V102H223L222 104L224 105V107H223V111H221V109H220V107L218 106L219 104V101H218V103H216V105L218 106H216L215 105V107L216 108H219L220 109V111L223 113V116H225V117H223V118H221L220 116L221 115H219V113H215L214 111V114H211V113H204L203 112V110L201 109V108H198V102H200L199 100H194L193 101V99H192V103H190L189 102V104H183V105H180V108H179V114L178 115H180V118H181V120H180V124H179V127H180V130L181 129H183V126L185 127V126H187V125H190L191 123H190V120H191V122H193V124H191L192 126H194V135H193V137H191V138H187V134H188V132H187V134H186V139H185V137L183 138V136H182V138H183V140L181 141V142H183V145H182V149L180 148V149H178L177 150V154H179V156L181 157V160L180 161H178V162H175V161H172V162H169V163H167L166 164V167L167 168H172V167H174V166H177L179 169H183L184 171H183V173L185 174L184 176L186 177L185 179H183L182 181L180 180V181H177V179H176V183H175V185L173 186L174 188H173V191H170L171 192V202H169V204H170V209H172L173 210V214L175 215V216H177V217H175V220L173 221V222H176V220L179 218V217H181L180 219H183V221H186V222H188V223H190V225H189V227L187 226V224L185 225V229L188 227L189 229H191L190 227H193V226H195L194 228L197 230H194V228L193 229H191V230H189L188 228L185 230L183 227H184V224H183V227L181 226V225H179V227L181 226L183 229H184V231H193V232H198L199 230H201V228L200 229H198V227L200 226L199 224H202V226H200V227H203V224H204V226H207V224H209V225H212V227H210V228H213V222H215V225L214 226H218L220 223L222 224V222H226V221H228L227 219H222V217L221 216H228V217H226V218H228L229 219V221H230V218H231V220H233L234 221V225H232V224H230L231 226L229 227L228 225L227 226H225V228L226 229H228L227 227H229V229H228V233H230V228H232L233 229V233H230V234H233V236H235V237H237V238H239V237H241L242 239H240L239 241H237V242H235V241H232L230 244V246L229 247H227L226 248V251L225 252H221V254H218L217 255V257H219V258H215V254H214V257H210V256H208V258H206V260L207 261H209V264L211 263H214V262H211V261H215V264H254V262L255 261H250V260H252V259H249L250 258V256H256V257H259L260 258V263L257 261L256 263H258V264H261V263H264V109L262 110V109H259V110H253V109H250L249 107H247L245 104H244V102H252L253 101V99H251V97H246V99L247 98H250L252 101H248V100H246V101H235V103H233V102H230V103H228V100H229V98ZM244 98H245V95L243 96ZM261 97H263L262 95H261ZM260 96H258V97H256V98H261ZM43 98V97H42ZM60 99H61V97H59ZM127 98V97H126ZM153 98V97H152ZM188 98H190V97H188ZM205 98V97H204ZM255 98V99H256ZM148 100H149V98H147ZM210 99V98H209ZM213 99V98H212ZM240 99V98H239ZM241 99H242V97H241ZM127 100H128V98H127ZM150 100H152V99H150ZM190 100V99H189ZM214 100V99H213ZM232 100V101H233ZM245 100V99H244ZM144 101V100H143ZM155 101V100H154ZM204 102H205V100H203ZM231 101V100H230ZM145 102V101H144ZM35 103V102H34ZM153 103V102H152ZM201 103V102H200ZM206 103V102H205ZM205 103H201L202 105H204ZM209 103V102H208ZM212 103L214 104V102L212 101ZM226 103V102H225ZM231 103H233L232 105H230ZM207 104V103H206ZM205 104V105H206ZM210 104V103H209ZM208 104V105H209ZM212 104V105H213ZM145 105V104H144ZM146 105H147V103H146ZM158 105V104H157ZM211 105V104H210ZM209 105V106H210ZM92 106V105H91ZM207 106V105H206ZM208 106V107H209ZM214 107V105L212 106V108ZM251 107H253V105L251 106ZM83 108V107H82ZM82 108H80V109H82ZM122 108H124V107H122ZM204 108V107H203ZM209 108H211V106L209 107ZM85 109V108H84ZM215 109V108H214ZM213 109V110H214ZM219 109H217V110H219ZM118 110V109H117ZM117 110H116V112H117ZM16 111V110H15ZM87 110L85 109V112H86ZM89 111V110H88ZM87 111V113H89ZM91 111V110H90ZM98 111V110H97ZM120 111V110H119ZM118 111V112H119ZM121 111H123V110H121ZM120 111V112H121ZM224 114H226V115H224ZM95 115V114H94ZM139 115V112H138V110L134 107V106H131V108L129 107V108H125V110H124V112H122V113H120L119 114V116L117 117V124L115 125V126H117V127H121V126H124L125 125V122H121L122 120H126V119H128L129 120V118H133V117H136V116H138ZM46 116V115H45ZM227 116V117H226ZM35 117V116H34ZM87 117V116H86ZM142 117V116H141ZM202 118V120L206 123V120H208L209 122H207V123H211V124H213L214 125V128L212 129V128H210V130H212L211 132H213V130H217V132L219 133V134H221L225 129L227 130V132L226 133H224L223 135H225V136H223L222 134H221V136H223L222 138L223 139H220V138H214V137H210V136H204L205 134H204V132L201 130V127L200 126H202L203 124L200 122V121H198V120H201V119H198L197 120V122L199 123V125H198V123L195 121L197 118ZM36 119L38 118V117H35ZM47 118H49V117H47ZM97 118V117H96ZM227 119L228 120V122L227 123H225V120L224 119ZM21 119V118H20ZM40 119V118H39ZM39 119H37V120H39ZM52 119V118H51ZM98 119V118H97ZM143 119H144V117H143ZM99 120V119H98ZM201 120V121H202ZM21 121V120H20ZM36 121V120H35ZM41 121V120H40ZM80 121V120H79ZM78 121V122H79ZM89 121V120H88ZM97 121V120H96ZM202 121V122H203ZM34 122V121H33ZM80 124H81V121L79 122ZM206 123V124H207ZM36 124H37V122H36ZM40 124V123H39ZM87 124H88V122H87ZM20 125H23V124H20V123H17V122H14V121H7V122H2V121H0V128L1 129H3L4 128V130H0V180H2V179H4L5 177H7V176H11V179L9 180V183L7 184L6 183V186H7V188H12L13 186H15L16 184H17V182L18 181H25V182H27V183H29L31 180H36V179H39V178H46V177H66L67 175H71L72 173H74V172H72L71 173V171H73V170H71L70 171V173L71 174H68L67 172H65V169L63 168V167H61V165H60V163H59V160H60V157H61V155H62V153L65 151V149H62V148H54V147H52L51 145L53 144V143H56V142H61V140H57V138H56V140H52L51 139V136L53 135H51L50 133H51V131H50V133H42V131H41V134H38V133H36V132H34V131H27V130H19V129H15V127L16 126H20ZM27 125H29V124H27ZM50 125V124H49ZM96 125V124H95ZM105 125V124H104ZM213 125H208L207 124V126L209 127H212ZM51 126V125H50ZM73 126V125H72ZM204 126V125H203ZM221 126H223L222 127V130H219V128L221 127ZM8 127H10V128H12V129H8ZM41 127V126H40ZM171 127H174V126H171ZM216 127V128H215ZM219 127V128H218ZM227 127L229 128V129H227ZM52 128V127H51ZM94 128V127H93ZM206 129H207V127H205ZM225 128V129H224ZM36 129L38 130V127H36ZM35 129V130H36ZM71 129H72V127H71ZM91 129V128H90ZM169 129H171L170 127H169ZM188 129V128H187ZM51 130V129H50ZM77 130V129H76ZM172 130H173V128H172ZM178 130V129H177ZM176 130V131H177ZM208 130H209V128H208ZM98 131V130H97ZM174 131V130H173ZM183 131H186V129L185 130H182V132ZM220 131V132H219ZM55 132V131H54ZM75 132V131H74ZM178 132V131H177ZM217 132L216 131H214V133H216V136L217 135H219V134H217ZM56 133V132H55ZM105 133V132H104ZM113 133H115V132H113ZM117 133H120V131H117ZM173 133H175V131L173 132ZM184 133V132H183ZM102 134V133H101ZM172 134V133H171ZM227 134V135H226ZM63 135V134H62ZM173 135V134H172ZM171 135V136H172ZM177 135H179V134H177ZM98 136H100V134L98 135ZM104 136V135H103ZM161 136H163V135H161ZM227 136V137H226ZM61 137V136H60ZM166 137V136H165ZM179 137V136H178ZM224 137H226V138H224ZM101 138V137H100ZM106 138V137H105ZM72 140H73V138H71ZM102 139V138H101ZM107 139V138H106ZM120 139V138H119ZM163 139V138H162ZM85 140H87V139H85ZM89 140H90V137H89ZM109 140V139H108ZM110 140H111V138H110ZM116 141H117V139H115ZM164 140V139H163ZM173 140V139H172ZM92 141V140H91ZM94 141V140H93ZM70 142V141H69ZM69 142L68 143H66L65 141H64V143H66L67 145L69 144ZM71 142H73V141H71ZM88 142V141H87ZM95 143V142H94ZM163 143H165L164 141H163ZM117 144H119V143H117ZM167 144V143H166ZM184 144H186V148L184 149ZM92 145H94V144H92ZM107 145V144H106ZM109 145V144H108ZM111 145V144H110ZM206 145H211V148H212V150L214 151L215 149V147L217 146V149L219 148V151H217V149L215 150L216 152L214 153H212L211 152V150L210 149H208V148H210V147H208L207 148V146ZM214 145H216L215 147H214ZM104 146H105V144H104ZM104 146H103V148H104ZM66 147V146H65ZM167 147V146H166ZM214 147V148H213ZM146 148V147H145ZM168 148V147H167ZM71 149V148H70ZM105 149V148H104ZM104 149H102V150H104ZM96 147H91L90 149H89V152H88V157H92V154L94 153V152H96ZM167 151V150H166ZM166 151H165V153H166ZM167 152H170V151H167ZM66 153V152H65ZM68 153H69V151H68ZM71 154V153H70ZM183 154H186L187 155V157H185L186 155H183ZM72 156L73 155H75V154H71ZM167 155V154H166ZM162 156V155H161ZM161 156H159L158 158H160ZM182 156H183V158H182ZM75 157H79V156H76L75 155ZM87 157V159H89ZM94 157V156H93ZM92 157V158H93ZM97 157V156H96ZM154 158H156V157H154ZM225 158V159H224ZM75 159V160H74ZM87 159H82V162H84L85 163V161H83V160H87ZM183 159H185L186 160V162L188 161V162H191L192 160H194L193 162L195 163V165L197 164V162H198V164H197V166H195L194 167V163H193V168L195 169V171L194 172H196V167L199 169V171H197V174L196 173H194V172H189L190 171V168H188L189 166H191V165H189V166H187L188 164H191V163H183ZM240 159H242V160H240ZM63 160V159H62ZM171 160V159H170ZM173 160V159H172ZM195 160H196V162H195ZM224 160H228L227 162H229V166H231V164H230V161L231 160H234L236 163H235V165H238V166H240L239 164L240 163H242V166H240V167H242V168H246L245 170H248L247 172H250L251 171V174H255V173H257V175H259V177H261V179H262V181L263 182H261V183H254V184H252V187H250V189H251V191H252V193L249 195V197H247V195L245 196V194H240V192L242 191V193H243V189H244V187L246 186H244V183L245 182H241L243 185H241V183H238V184H236V186H234L235 185V183L236 182H239L240 180H236L235 179V177H233V174H235L234 176H236V172L235 171H237L238 172V169L237 170H235L233 167V165H232V168L235 170H232V171H234L233 172V174L230 176L231 178H232V180L233 179H235V180H233L234 182H232V180L231 181H229V178L230 177H228V179H226L225 178V174H227V172H222L223 171V169H224V165H226V163H224ZM64 161H65V159H64ZM64 161H62V163L64 162ZM73 161L74 162H71V164H73V163H76L75 161H76V158H74L73 157ZM87 161H90V162H87ZM86 161V164L88 165V163L90 164L91 163V160H87ZM156 161V160H155ZM234 161H231L232 163H234ZM66 162V161H65ZM81 162V164L79 165L80 166V169L81 168H83V167H85L84 165V163H82ZM20 163V164H19ZM67 163V162H66ZM245 163V165H243ZM17 164H19L20 165V167H23V169H20L19 171L17 170ZM69 164H70V162H69ZM84 164V165H83ZM187 164V165H186ZM76 165V164H75ZM74 165V166H75ZM83 167H82V166ZM186 165V166H185ZM260 165H263V167H261V168H259L258 170L256 169V167H258V166H260ZM187 167L188 168V172L185 170V167ZM200 166H202V168H201V170H200ZM243 166H245V167H243ZM153 167V166H152ZM226 167V169H227V171H229L228 170V165H226L225 166ZM252 167L254 168V170L256 169V171L254 172L253 171V173H252ZM71 168V167H70ZM164 168V167H163ZM161 169L162 171H161V178H163V176H164V178H165V175H164V173H169V172H165L164 171V169H166V168H164V169ZM27 169H29V170H27ZM79 170V169H78ZM167 170V169H166ZM169 170V169H168ZM173 170V169H172ZM193 170V169H192ZM28 171V172H27ZM92 171V170H91ZM164 171V172H163ZM187 172V175L189 174H191L190 176H192V173L193 174H195L194 176L195 177H198V176H203V177H207V178H203V177H201L200 176V178L202 179L203 178V180L205 179H207L206 181H209V179H210V181H214V178H212L213 176H216L217 177V175L216 174H218V177L217 178H215V179H218V180H216L217 181V183L216 182H214V184H211V185H215L216 184V186H219V184L222 186V184H224V179H223V181H220V180H222V178H220L221 176L219 175V174H224L222 177H224L225 178V180L226 181H229V182H232V183H234V185L232 184V183H226L227 185V189H226V191L225 190H222L221 188L222 187H220V189H218V190H212L210 187H207V185L209 184L210 185V183L211 182H204L203 180H200L199 179V177L197 178V179H191V177L189 176V177H187V175H186V172ZM232 171H231V173H232ZM258 171V172H257ZM171 172V171H170ZM239 172L241 173V171H240V169H239ZM240 173H239V175H240ZM242 173H244V172H242ZM8 174V175H7ZM104 174H105V176H106V173H105V171H104ZM238 174V173H237ZM244 174H246L245 176H250V175H247V174H249V173H246V171H245V173ZM74 175H75V173H74ZM72 176L73 178H75V176H78V175H75V176ZM160 176V175H159ZM71 176H69L68 178H70ZM79 177V176H78ZM176 177H178V176H176ZM193 177V176H192ZM195 177H193V178H195ZM238 177V176H237ZM236 177V178H237ZM240 177H242V179H243V177L244 176H242V174H241V176ZM252 177V176H251ZM258 177V176H257ZM258 177V178H259ZM168 178H170V174H168V177H166V181H167V179ZM174 178L175 177H172V179L174 180ZM220 178V179H219ZM254 178V177H253ZM256 178V177H255ZM255 178H254V180H255ZM153 179H154V177H153ZM238 179V178H237ZM245 179V178H244ZM260 179V180H261ZM75 180V179H74ZM105 180H107L106 178H105ZM157 180V179H156ZM156 180H154V181H156ZM159 180H160V178H159ZM198 180V181H197ZM201 181H203L204 182V186H202V185H200L199 183H201ZM212 181V182H213ZM242 181H244V180H242ZM161 182V181H160ZM173 182V181H172ZM221 182V183H220ZM258 182H260L259 180H258ZM108 183V182H107ZM162 183V182H161ZM166 183V182H165ZM197 183H198V185H199V187L197 186ZM174 184V183H173ZM207 184V185H206ZM218 184V185H217ZM230 184H232V185H230ZM240 184V185H239ZM246 184V183H245ZM59 185V184H58ZM161 185H164L163 183L161 184ZM161 185H160V187H161ZM166 185V184H165ZM208 185V186H209ZM239 186V189H241L240 187H242L243 186V189L241 190V191H239V194H235V196L237 197V198H235L234 197V195H233V192L235 193V192H238L236 189L238 188V186ZM249 185V184H248ZM19 186V185H18ZM57 186V185H56ZM79 186V185H78ZM77 186V187H78ZM105 186V185H104ZM167 186H169V185H167ZM228 186H230V187H228ZM233 186V187H232ZM251 186V185H250ZM157 187H159V186H157ZM232 187V188H231ZM236 187V188H235ZM246 187H248V186H246ZM245 187V188H246ZM224 188V187H223ZM231 190V191H228L227 192V190H229V189ZM235 189V191H233L234 189ZM36 189V188H35ZM77 189V188H76ZM157 190L158 189H160V188H156ZM163 189V188H162ZM44 190V189H43ZM245 190V189H244ZM248 191V190H247ZM45 192V191H44ZM55 192V191H54ZM73 192V191H72ZM229 192H231L232 194L230 195L229 194ZM46 193V192H45ZM55 193H58V192H55ZM61 193V192H60ZM63 194H65V195H67L66 194V192L64 191V193ZM166 194V193H165ZM169 194V193H168ZM167 194V195H168ZM229 194V195H228ZM3 195V194H2ZM162 195V194H161ZM68 196V195H67ZM206 197H210V198H212V199H210V198H207V201L205 200V198ZM40 199L39 197H36V199ZM165 198H167L166 196L164 197V199H162L161 201H164V200H166ZM161 199V198H160ZM170 199V198H169ZM211 200V201H213V202H211V201H209V200ZM145 200V199H144ZM168 200V199H167ZM35 201H37V200H35ZM98 201V200H97ZM100 201V200H99ZM169 201V200H168ZM209 201V202H208ZM218 202V204H220V202H222V206H221V208L220 209H218L217 208V206L218 205H216V208H214V207H211L210 205H208V203L209 204H211V203H214V204H216L215 202ZM220 201V202H219ZM239 201H241V202H243V203H241V202H239ZM66 202V201H65ZM68 202V201H67ZM101 202V201H100ZM103 202V201H102ZM101 202V203H102ZM158 202V201H157ZM157 202H155V205H154V207L152 206V203H151V206L154 208H151V210H153L152 211V213L150 212V211H148V209H147V207L145 208V213L148 211L149 213H151V215L149 214V216H148V218H150V217H152V214H153V212L156 210L155 209V207L157 208ZM166 202V201H165ZM208 202V203H207ZM240 203L239 205H237V203ZM77 203V202H76ZM104 203V202H103ZM154 203V202H153ZM164 203V202H163ZM162 202H160V205H158V206H162L163 207V204ZM168 203V202H167ZM36 204H37V202H36ZM35 204V205H36ZM143 204H144V202H143ZM169 204H167V205H169ZM214 204H211V205H213L214 206ZM243 204V205H242ZM67 205H68V203H67ZM76 205V204H75ZM166 205V206H167ZM241 205V206H240ZM69 206H70V204H69ZM74 205H71L70 206V209H69V214L72 216H75L76 218H74V219H77V222L81 225V226H84V227H86L87 228V230H85V228H79V229H82V231L83 232H86V233H84L85 235V239L87 238V234H88V237H90V239H91V237L92 236H94V233H93V235H92V232H90V231H88V230H94V228H90L91 226L90 225H88V223H87V221L84 219V218H79V214H77V209H72V207H73ZM150 206V205H149ZM150 206V207H151ZM238 206H240V208L242 209L241 211H239V212H237V211H235L236 210V208L238 207ZM55 207V206H54ZM75 207V206H74ZM220 207V206H219ZM158 208H160V207H158ZM21 209H22V207H21ZM48 210H49V208H48ZM52 209H50V213L52 212L53 213V216L52 217H54V218H56V220H59V221H57V223L59 224V225H61V227L64 229V227L67 229V227L69 228V226H66V224H65V220H61V219H63V214H58L59 216H54L55 214H54V212L53 211H51ZM101 210V209H100ZM99 210V211H100ZM131 210V209H130ZM132 211V210H131ZM100 212H102L103 213V211L101 210ZM99 212V213H100ZM48 213H49V211H48ZM132 213H134V212H132ZM136 213V212H135ZM139 213H142V212H139ZM139 213H137V215H140ZM69 214H67V215H69ZM154 214L156 215L157 214V212L155 211L154 212ZM173 214H171L170 215V218L172 217V218H174V215ZM57 215V214H56ZM60 215L62 216V218H59L60 217ZM67 215L66 216H64V217H67ZM142 216H143V214H141ZM158 215H160V214H158ZM168 215V214H167ZM145 216L147 217V215L145 214ZM145 216L143 217V218H145ZM155 218V217H154ZM219 218L220 219H222V221L221 220H219ZM39 219V218H38ZM146 219V218H145ZM147 220V219H146ZM165 219H164V217L162 218V221H164ZM171 220H173V219H171ZM170 220V222L168 221V222H166V221H164V223H166V224H164L162 221L160 222V224L159 225H161L162 223L164 224H162L161 226H162V228H167L165 231L167 232H163V234L161 233V235L162 236H164V237H162V238H160V240H161V243H162V239H164V238H166V240H167V238L169 239L170 237H173L174 238V235L172 236L171 234L173 233V234H175V232H176V229H174L173 227L174 226H176L175 228H177L178 226H177V224L176 223H171L172 221ZM179 220V219H178ZM178 220H177V222H178ZM137 221V220H136ZM140 221H142L141 223H140V226H141V224L142 223H144V221H143V219H141ZM61 222H63L65 225L63 226V223H61ZM201 222V223H200ZM216 222H218L217 223V225H216ZM220 222V223H219ZM231 222V221H230ZM53 223V222H52ZM139 223V222H138ZM169 223H171V224H169ZM192 223H194V225H192ZM195 223H198V225H197V227H196V224ZM75 224V223H74ZM155 224V223H154ZM168 224V225H167ZM172 224H173V226H172ZM176 224V225H175ZM58 225V226H59ZM148 225H150V223L148 224ZM156 225V224H155ZM157 225H158V223H157ZM167 225V226H166ZM192 225V226H191ZM90 226V227H89ZM146 225L144 224V226H142V228H144ZM163 226H165V227H163ZM187 226V227H186ZM223 226V225H222ZM7 227V226H6ZM89 227V228H88ZM98 227V231H96V233L97 234H99V238H100V241H97L96 243H95V246L98 248V251L99 252H101V253H103L104 255H106V256H109V257H113V258H116V259H118V261L120 260V262H124V261H126L125 259H126V252H125V246H126V240L128 239V237H129V230L126 228V227H124V226H120V225H104V224H100L99 226H97ZM139 227V226H138ZM147 228H152L153 227V225H152V227L151 226H146ZM157 228V230L159 229V230H161L162 228L160 227L159 228V226H156ZM178 227V228H179ZM208 227V226H207ZM71 228V227H70ZM142 228H140V232H143V231H141L142 230ZM154 228H155V226H154ZM153 228V229H154ZM204 229L206 228V227H203ZM215 228V227H214ZM219 228V227H218ZM217 228V229H218ZM225 228H223V231H221V229L219 228V231L221 232V237H225L224 238V240H226V236L228 235V236H230L226 231V229ZM6 229H8V228H6ZM109 229V230H108ZM138 229V228H137ZM155 229V230H156ZM180 229V228H179ZM208 229H209V227H208ZM224 229H225V231H224ZM9 230V229H8ZM203 230V229H202ZM199 231V232H201L202 234L201 235H204L205 233H206V235L208 234L209 235V233L208 232H211V231H208L207 232V228H206V231L204 232V230L203 231ZM210 230H212V229H210ZM81 231V232H82ZM90 233H88V232ZM150 231V230H149ZM214 231V230H213ZM133 232V231H132ZM171 232V233H170ZM218 232V231H217ZM222 232H224L225 233V235L224 234H222ZM49 233H50V231H49ZM70 233L72 234V232L70 231ZM135 233V232H134ZM150 233V232H149ZM170 233V234H169ZM177 233H178V236H181L182 238H181V240L183 241L184 239H183V232H179V230L177 231ZM204 233V234H203ZM215 233H216V230H215ZM219 233V232H218ZM249 233H251V234H249ZM70 234V236H73V237H76V236H74V234L73 235H71ZM143 234V233H142ZM155 234L156 235H158V233H156L155 232ZM167 234V235H166ZM169 234V235H168ZM227 234V235H226ZM51 235H53V233L51 234ZM50 235V236H51ZM82 235H83V233H82ZM92 235V236H91ZM140 234L138 233V236H139ZM165 235L167 236V237H165ZM205 235V236H206ZM207 235V236H208ZM219 235V236H220ZM223 235V236H222ZM249 235H250V237H249ZM251 235L253 236V237H251ZM133 236V235H132ZM131 236V237H132ZM145 236H147L146 234L144 235L143 234V237H145ZM168 236H170V237H168ZM206 236V237H207ZM6 237V236H5ZM64 237H65V235H64ZM66 237H67V235H66ZM73 237H71V238H73ZM158 237V236H157ZM184 237H188V239H189V241L190 242H192L191 244H193L194 245V243H203V241H204V239H202L201 237H199L197 234H195V233H192L191 232V234H188V235H184ZM43 238V237H42ZM96 238V235H95V237H92V239H95ZM151 238V237H150ZM149 237L146 239L147 240V242H145V240H144V244L145 243H148V245L151 247V249L153 248H155V247H157V249L159 248L158 246H160L161 244L160 243H156V242H158L159 240V238H156V240H151ZM154 238H155V236H154ZM207 238H209V236L207 237ZM219 238V237H218ZM46 239L47 238H44V240L46 241ZM64 239V238H63ZM63 239H60L61 241H63ZM66 239V238H65ZM64 239V241H67V244L69 243V245H71L70 244V242H68L69 240H65ZM69 239V238H68ZM77 239V238H76ZM140 239V238H139ZM143 239V238H142ZM145 239V238H144ZM179 239V238H178ZM210 239V238H209ZM7 240V239H6ZM43 240V241H44ZM77 240H79V239H77ZM89 240V239H88ZM171 239H169V241L167 240V243L168 244H170L171 245V247L173 248V249H175V248H177L178 246H179V244H177V243H175L174 244V240L176 241V235H175V239L172 241H170ZM234 240V239H233ZM18 241H19V239H18ZM37 241V240H36ZM90 241V240H89ZM137 241V240H136ZM155 241V242H154ZM182 241H180V242H182ZM215 241V243L217 242L216 240H214ZM213 241V242H214ZM51 242H53V241H51ZM85 242V241H84ZM91 242V241H90ZM134 242V241H133ZM172 242V243H171ZM177 242V241H176ZM179 242V243H180ZM185 241H183L182 243H180V244H183ZM194 242V243H193ZM227 242V241H226ZM46 243V242H45ZM48 243H50V242H48ZM77 243V242H76ZM76 243L74 244V248H76L77 249V247H81V246H83V245H79V244H82V243H80L79 242V244L78 245H76ZM140 243H142V241L141 242H137V244L138 245H143V244H140ZM165 243H166V241H165ZM166 243V244H167ZM185 243H188V242H185ZM221 243H222V241H221ZM227 243H229V242H227ZM40 244H43L42 242H39V244H36V245H40ZM84 244V243H83ZM135 244V242L133 243V245ZM164 243H162V245H163ZM175 245V246H172V245ZM198 244V245H199ZM2 245V244H1ZM45 245V244H44ZM61 245V244H60ZM132 245V246H133ZM136 245V244H135ZM137 245V246H138ZM161 245V246H162ZM178 245V246H177ZM189 245H190V243H189ZM188 245V246H189ZM193 245H190V246H193ZM37 246V247H38ZM77 246V247H76ZM168 246V245H167ZM184 246V247H183ZM183 246H182V248H185L186 247V244L184 245L183 244ZM225 246V245H224ZM62 247H63V245H62ZM84 247V246H83ZM85 247H87V244H86V246ZM139 247V246H138ZM137 247V248H138ZM143 247V246H142ZM149 247V248H150ZM163 247V246H162ZM170 246H169V249L171 248ZM212 248H213V246H211ZM219 247V246H218ZM33 248H35V247H33ZM32 248V249H33ZM40 248V247H39ZM48 248H49V246H48ZM139 248H141V247H139ZM179 248V247H178ZM177 248V249H178ZM181 248V249H182ZM190 248V247H189ZM17 249V248H16ZM31 249V250H32ZM37 249V248H36ZM143 249V248H142ZM142 249H140V250H142ZM145 250H146V248H144ZM160 249V251H161V248H159ZM163 249V248H162ZM166 248H164V250H165ZM169 249H168V251H169ZM177 249L175 250V252L177 251ZM216 249V248H215ZM43 249H39L38 250V254H40L41 252L43 253L44 251H42ZM48 250V249H47ZM129 250H131L130 248H129ZM139 250V249H138ZM143 251V253L144 252H146V251ZM167 250V249H166ZM165 250V254H167V251ZM201 250V249H200ZM199 250V251H200ZM7 251H9V249L7 250ZM142 251H140V252H142ZM154 251V250H153ZM172 251V250H171ZM174 251V250H173ZM186 251H188V249L186 250ZM202 251V250H201ZM207 251H210L209 249L207 250ZM17 252V251H16ZM30 252H32V253H30V255L31 254H33V251H30ZM40 252V253H39ZM48 252V251H47ZM133 253H134V255H135V252L134 251H132ZM151 252V251H150ZM159 251H154V254L156 253H158ZM175 252H174V254H173V256H174V258L175 259H179V262L177 263V264H187V259H188V257H186L185 258V254L184 253H182L183 252V249H182V252H180V249L178 250V252L177 253H180V255H179V257L177 258V256H176V254H175ZM212 252V251H211ZM74 252L73 251H70V250H68V253L67 254H69V255H72ZM148 253V252H147ZM152 254H153V252H151ZM169 253V252H168ZM201 253V252H200ZM199 253V254H200ZM206 254V253H208V252H206V250H204V251H202V255L203 254ZM16 254V253H15ZM156 254H155V256H156ZM183 254V255H182ZM200 254V255H201ZM24 255V254H23ZM141 255V254H140ZM144 255V256H143ZM189 255V254H188ZM192 255H197L198 256V254H192ZM55 256V255H54ZM137 257H134V256H132L133 257V259L135 260V258H137V260H139L140 259V257H138V255H136ZM146 255L145 254H142V257L141 258H143V257H145ZM170 257H169V259L171 258L172 260H173V258L171 257L172 256V253L169 255ZM187 256V255H186ZM205 256H207V255H205ZM222 256H224V257H222ZM21 257H22V255H21ZM56 257V256H55ZM87 257V256H86ZM91 256H89V257H87V260L90 258ZM149 257V256H148ZM191 256H189V258H190ZM195 257V256H194ZM245 257H249V258H247V260H249L251 263H249L246 259H244ZM38 258V257H37ZM98 258V257H97ZM95 259V261H101V257H99L98 259ZM196 258H198V259H200V256L199 257H196ZM224 258V259H223ZM251 258H253V257H251ZM255 258V257H254ZM91 259H94V258H90L89 259V262H91V261H93L94 262V260H91ZM105 259H106V257H105ZM144 259V258H143ZM174 259V260H175ZM35 260V259H34ZM70 260V259H69ZM91 260V261H90ZM109 263H110V261L108 260V259H106ZM141 261H142V264H144L145 262H147V263H145V264H148V258H147V260H146V258L144 259V263H143V260L142 259H140ZM140 260H139V262H140ZM194 261H193V263H197V264H199L198 262H197V259H193ZM196 260V261H195ZM201 260V259H200ZM206 260H204V261H206ZM38 261V260H37ZM36 261V262H37ZM40 261V260H39ZM72 261V260H71ZM74 261H75V259H74ZM80 261V260H79ZM79 261H77L76 260V262L75 263H77V262H79ZM103 261V260H102ZM116 261V260H115ZM112 262V264H114V263H116V262ZM199 261V260H198ZM207 261L205 262L206 264H208L207 263ZM73 262V261H72ZM81 262V261H80ZM85 263L84 264H87L86 263V261H84ZM106 261H103V263H105ZM138 262V261H137ZM169 262H171V260L169 261ZM186 262V263H185ZM41 263V262H40ZM98 263V262H97ZM119 263V262H118ZM117 263V264H118ZM166 262L164 261V260H162V261H153L152 259L150 260V262H149V264H165ZM192 262H188V264H191ZM200 263H203L202 261L200 262ZM205 263H203V264H205ZM255 263V264H256ZM1 264V263H0ZM42 264V263H41ZM67 264H69V263H67ZM71 264V263H70ZM73 264H74V262H73ZM77 264H79V263H77ZM80 264H83V262H81ZM92 264H94V263H92ZM96 264V263H95ZM102 264V263H101ZM106 264V263H105ZM108 264V263H107ZM134 264H137V263H134ZM140 264V263H139ZM169 264H174L173 262L172 263H169Z\"/></svg>",
  "mask_w": 264,
  "mask_h": 264
}]
</instances>
